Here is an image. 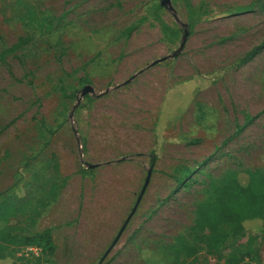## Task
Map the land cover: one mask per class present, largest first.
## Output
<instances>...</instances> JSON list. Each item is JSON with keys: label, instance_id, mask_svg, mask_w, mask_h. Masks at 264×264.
<instances>
[{"label": "rangeland", "instance_id": "374dc122", "mask_svg": "<svg viewBox=\"0 0 264 264\" xmlns=\"http://www.w3.org/2000/svg\"><path fill=\"white\" fill-rule=\"evenodd\" d=\"M161 1L0 0V201L50 229L17 264H152L178 236L216 264L191 227L209 189L264 170V0ZM152 116L146 153H118ZM242 250L264 264V241Z\"/></svg>", "mask_w": 264, "mask_h": 264}, {"label": "trees", "instance_id": "16d2710c", "mask_svg": "<svg viewBox=\"0 0 264 264\" xmlns=\"http://www.w3.org/2000/svg\"><path fill=\"white\" fill-rule=\"evenodd\" d=\"M20 41L25 43V40ZM18 46L19 43L13 44L6 51L12 52ZM263 46L264 43L255 50L258 51ZM154 163L155 156L151 155L150 170ZM247 176L245 184L229 180L209 189L206 198L196 205L191 232L205 240L206 251L215 257L216 264H241L244 259L242 248L254 241H264V170L248 171ZM174 179L180 182L177 178ZM50 185L52 194L59 195L65 183L51 182ZM17 209L7 198L0 201V264H17L8 250L32 247L38 240L50 239V229L29 234L19 227L9 225L7 221L18 212ZM252 224L257 225L256 235L248 232ZM225 226L230 229L224 231ZM197 252L193 240L178 236L175 244L161 246L156 252H149L147 259L152 264H196ZM187 259L191 261L187 262Z\"/></svg>", "mask_w": 264, "mask_h": 264}, {"label": "crops", "instance_id": "0c3cea01", "mask_svg": "<svg viewBox=\"0 0 264 264\" xmlns=\"http://www.w3.org/2000/svg\"><path fill=\"white\" fill-rule=\"evenodd\" d=\"M173 87H175V85ZM173 87H171V89ZM160 105H161V103H160ZM180 116H183V113ZM143 123H145L144 126L145 125L149 126V128H150V129L148 128L149 132L145 128L144 129L146 131H144V129H142L141 127L139 128L138 125L141 124L143 126ZM155 123H156V118L155 117L153 118V116H152L151 121H149V120L147 121V119H146V120H144L142 122H140V121L138 122V120H137L134 125H130L129 133L127 134L128 135V139L127 140H122V143H119V144H117L118 142H120L119 140H116V142H115L117 144L116 145V150L122 149L121 151H118V153L124 152V153H127L128 156L141 155V153L145 154L146 151H147V147H148L147 139H148L149 136L153 137L152 130H154V128H155ZM87 142L89 144V141H87ZM97 144H98V146L101 147V150H103L106 153L107 152H112L114 150L112 148L111 144H108V143L106 144L105 142L103 143L102 141L98 142ZM143 172L145 173V171H143ZM142 176H143V174H141V176L136 179L137 185H140L142 183ZM146 178H147V175L145 176L144 179L146 180ZM132 179H134V178H132ZM145 180H144V184H145ZM52 182L53 183H60V178L58 177V178L54 179ZM148 184H149V182H148ZM137 191L138 190L136 189V191L134 193L136 194ZM62 194H63V189L60 191L59 197H61Z\"/></svg>", "mask_w": 264, "mask_h": 264}, {"label": "water", "instance_id": "95a60500", "mask_svg": "<svg viewBox=\"0 0 264 264\" xmlns=\"http://www.w3.org/2000/svg\"><path fill=\"white\" fill-rule=\"evenodd\" d=\"M168 0H162L161 1V5H163V6H165L166 4H168ZM186 36H187V33L185 32L184 33V37H183V42L181 43V45H180V48H179V50L174 54V55H176L182 48H183V46H184V40H185V38H186ZM161 61H163V60H161ZM155 63H157V62H154L152 65H154ZM86 92H88V90L87 91H83L82 92V94H85ZM90 92V91H89ZM149 177H150V170L148 171V175H147V178H146V180H145V184H144V186H143V188H142V190H141V192H140V195H139V197H138V199H137V203L135 204V206H134V208H133V212H134V210H135V207H136V205L138 204V202L140 201V198H141V196L143 195V193H144V190H145V188H146V186H147V184H148V181H149ZM132 212V213H133ZM123 229H121V231H122ZM121 231H120V233H121Z\"/></svg>", "mask_w": 264, "mask_h": 264}, {"label": "built area", "instance_id": "2783aa9c", "mask_svg": "<svg viewBox=\"0 0 264 264\" xmlns=\"http://www.w3.org/2000/svg\"><path fill=\"white\" fill-rule=\"evenodd\" d=\"M27 250H32L33 248H31V247H28V248H26Z\"/></svg>", "mask_w": 264, "mask_h": 264}]
</instances>
